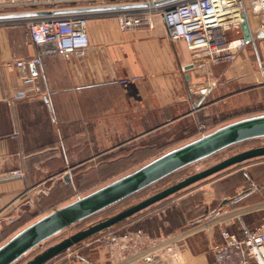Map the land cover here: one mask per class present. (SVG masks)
Returning <instances> with one entry per match:
<instances>
[{"label": "crops", "instance_id": "1", "mask_svg": "<svg viewBox=\"0 0 264 264\" xmlns=\"http://www.w3.org/2000/svg\"><path fill=\"white\" fill-rule=\"evenodd\" d=\"M244 2L254 39L228 61L201 66L202 59L184 42L170 39L160 15L152 17L153 27L126 32L120 30L115 17H95L88 24L90 47L85 56L65 59L48 54L41 57L40 65L29 67L28 72L37 76L32 91L22 82L21 71L7 62L39 56V47L25 26L0 25V228L6 222L13 225L19 210L31 208L35 200L42 201L35 205L40 208L52 201L42 208L45 213L67 204H62L67 191L82 177L85 164L112 167L127 157L125 145L148 135L170 137L185 132L194 136L197 130L192 127L190 132L191 124H200L211 106L235 94L263 89L264 37L258 33L264 15L249 10L250 0ZM227 37H243L240 24L229 29ZM233 87L237 89L231 91ZM192 91L197 94L193 96ZM171 129L167 134L162 131ZM145 147L143 143L135 150ZM116 150L121 153L115 154ZM258 183L250 178L251 187L246 190H241L243 184L233 192L210 195L193 208H198L193 216L180 202L173 207L160 202L129 217L128 223L111 227L119 233L142 229L157 242L164 241L165 247L156 253L139 256L138 247L119 258L117 251L112 255L97 242L91 247L94 260L80 257L82 244L96 235L55 262L214 264L212 247L223 243L222 226L212 223L191 231L192 225L247 205L250 194L264 189ZM249 216L237 218V224L228 228L238 232L240 226L257 225ZM170 245L173 251L169 253Z\"/></svg>", "mask_w": 264, "mask_h": 264}, {"label": "built area", "instance_id": "2", "mask_svg": "<svg viewBox=\"0 0 264 264\" xmlns=\"http://www.w3.org/2000/svg\"><path fill=\"white\" fill-rule=\"evenodd\" d=\"M139 3L145 4L104 10H72ZM249 10L264 15V0H250ZM246 11L244 0H0V14L26 13L0 19V25L25 26L30 40L39 47V56L15 58L7 62V66L21 71L22 82L28 91H32L37 76L28 72L29 67L40 65L42 56L56 54L70 59L86 55L90 47L88 24L91 18L115 17L120 30L126 32L151 28L152 17L160 15L170 39L184 42L190 52L202 59L200 65L208 66L230 60L235 51L247 44L244 37H227L229 29L243 21ZM191 94L194 96L197 91ZM205 129L204 124L199 125L200 132ZM15 174L21 172L15 171ZM39 190L44 191L43 188ZM260 210H264V204L222 211L208 221L195 223L191 231H198L212 223L222 226L223 243L212 247L214 264H264V217L257 225L240 226L238 232L228 228L230 224H237V218ZM91 242L105 244L112 255L117 251L119 258H123L130 249L141 247L136 250L139 256H144L156 253L166 245L164 241L157 242L142 229L119 233L109 228L107 234H98ZM166 251L172 252V245Z\"/></svg>", "mask_w": 264, "mask_h": 264}, {"label": "rangeland", "instance_id": "3", "mask_svg": "<svg viewBox=\"0 0 264 264\" xmlns=\"http://www.w3.org/2000/svg\"><path fill=\"white\" fill-rule=\"evenodd\" d=\"M234 89H237V87H233L231 91ZM208 111L209 115L207 117H201L200 124H204L206 126V129L204 131H199L200 124H191L189 131L193 132V128H196L197 130V134L194 136H190L189 133L187 134L185 132L177 133L174 136L170 137L159 133L155 135H148L147 137L142 138V140L133 143H128L127 145H125V148L123 149L129 148L124 152L127 157L123 160L117 161L116 164L112 167L100 166L98 168H91L89 167L91 164H85V166L82 167V177L80 176L74 183V186L72 188H69L66 194L67 199L63 201L62 204H68L76 200L78 197L85 196L93 192L94 190L103 187L104 185L139 169L141 166L161 156L162 154L181 145H184L185 143H188L196 138L201 137L202 134L210 133L221 126L240 120L242 118L264 114V88L258 90L245 91L237 95L235 94L234 96L226 98L221 103L211 106ZM162 131L167 134L172 132V129ZM143 143H146L148 147H145L140 151L135 150L136 147L142 145ZM259 146H264V137L249 139L233 144L231 146H228L227 148L216 152L215 154L209 157L187 165L175 171L174 173L166 176L165 178L151 184L150 186L140 190L139 192L123 199L122 201L96 214H93L72 226L67 227L55 236L45 240L41 245L37 246L31 252L24 255L14 264H24L46 248L57 244L58 242L74 234L75 232L85 229L88 226L98 223L102 220H105L108 217H111L119 213L120 211L154 195L155 193L165 189L166 187H169L194 173L203 171L226 158H229L242 151ZM123 149L119 151H122ZM118 153L121 152H118V150H116L115 154ZM250 178L259 182L258 184H260L264 188V156L247 160L241 164L232 165L220 172H217L178 191L177 193L161 200L160 202H170L169 205H171L172 207L173 204L180 202V205L184 208L183 210H185L186 212L188 210H191L189 215L193 216L194 214L198 213V208H193L196 205H202L203 199L208 201L210 195H219L220 191L233 192L235 191L237 186H241L243 184L245 187L241 188V190H246L248 189V187H251L249 186ZM45 195L48 196L49 193ZM39 201L35 200L33 204H31L34 205L31 206V208L22 207L21 210H19V212L15 215V218H18V215L20 214L23 215V218L21 219V221H19L16 226L8 225L7 222L3 223V227L0 228V246L4 244L7 240H9L17 232H19L21 229L38 220L42 216L48 214L45 213L46 211H42V208L46 207L47 204H52V201H49L45 205H42L41 208L38 206L35 207V205H37ZM160 202H157L156 204H153L154 206L149 207H155V205H158ZM247 202L250 203L243 206H249L258 203L264 204V189L257 190L256 192L250 194L247 199H245L244 204H246ZM41 204H43L42 201ZM146 209L142 211H146ZM169 209L172 214L175 213L172 208ZM260 211V213L262 214L258 212L248 214V216L250 215L249 217H251L249 218V220H256V222L260 223L262 220L261 217L264 215V210ZM127 219H125L122 223H128L129 220ZM122 223L121 225H124ZM108 230L109 228L103 230L98 234H107ZM85 242L87 244H90L85 246ZM85 242L84 244H82V247L78 250V254L80 257L84 256L88 257L91 260H94V258H96V255L92 252L91 249V247L95 246L94 242H91L90 240H87ZM103 246L107 249L105 244H103ZM56 259L58 258H54L52 261L49 262V264H58L57 262H55Z\"/></svg>", "mask_w": 264, "mask_h": 264}, {"label": "water", "instance_id": "4", "mask_svg": "<svg viewBox=\"0 0 264 264\" xmlns=\"http://www.w3.org/2000/svg\"><path fill=\"white\" fill-rule=\"evenodd\" d=\"M144 4L145 3L84 7L72 10H104L119 7L142 6ZM24 14L26 13L0 14V19L22 16ZM240 26L246 42H252L254 37L246 13H243V21L240 23ZM258 37H264V20L262 29L258 33ZM191 67L192 65L188 68ZM260 137H264V114L242 118L231 122L210 133L203 134L201 137L185 143L184 145L174 148L141 166L139 169L126 174L85 196L78 197L76 200L66 205L56 208L21 229L0 246V264H14L24 255L41 245L45 240L55 236L67 227L122 201L187 165L209 157L233 144ZM262 156H264V146L251 148L226 158L203 171L194 173L177 183L166 187L154 195L111 217H108L105 220L75 232L57 244L46 248L24 264H47L73 246L107 228L113 227L117 223L134 216L178 191L232 165L241 164L247 160Z\"/></svg>", "mask_w": 264, "mask_h": 264}, {"label": "trees", "instance_id": "5", "mask_svg": "<svg viewBox=\"0 0 264 264\" xmlns=\"http://www.w3.org/2000/svg\"><path fill=\"white\" fill-rule=\"evenodd\" d=\"M22 218H23V215H21V214L18 215V218H16V221L13 223V225L16 226V225L19 223V221H21ZM122 222H124V220H123ZM122 222L117 223V224L119 225V224H121ZM117 224H116V225H117ZM95 235H96V234H95ZM51 261H52V260H51ZM48 263H49V262H48ZM48 263H47V264H48Z\"/></svg>", "mask_w": 264, "mask_h": 264}]
</instances>
